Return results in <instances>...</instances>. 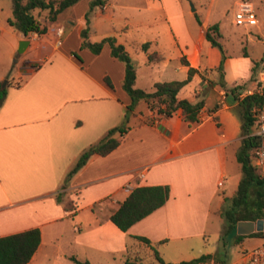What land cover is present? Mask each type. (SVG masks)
<instances>
[{
	"label": "crops",
	"instance_id": "0c3cea01",
	"mask_svg": "<svg viewBox=\"0 0 264 264\" xmlns=\"http://www.w3.org/2000/svg\"><path fill=\"white\" fill-rule=\"evenodd\" d=\"M144 1L147 9L163 10L169 22L175 16V12H168L164 0ZM168 7L173 10L171 3ZM105 11L104 16L111 18ZM37 19L44 33L31 32L28 37L9 25L7 18L0 25V40L3 33L9 39L4 52H0L1 63L13 57L20 40H29L13 64H0V82L6 79L2 86L6 95L0 106V236L38 228L40 243L29 261L37 264H59V258L65 256L73 264L72 256L92 264L89 248L100 258L115 259L121 254L125 260L131 253L142 264H156L154 249L165 262L195 258L184 259L182 255L193 249L192 242L205 237L211 215H220L225 197L234 196L242 176L236 158L242 138L237 113L242 98L238 91L256 88L260 83L244 82L249 79L246 72L229 77L234 65L225 57L226 78L224 86H219L214 73L221 51L209 42L202 51L183 49L173 29V43L179 47L176 69L181 76L185 74L175 77L176 71L168 66L170 58L153 49L157 37L146 36L137 42L135 52L149 42L142 62L150 68L153 65L151 72L160 74L158 78L147 77L148 86L154 90L156 82L185 79L187 67L181 62L185 58L196 69L190 82L195 87L193 97H201L204 102L199 111L202 120L189 123L179 111L162 117L139 100L128 113L126 130L112 135L120 140L117 147L101 156L92 146L110 128L121 124L131 101L122 88L125 65L111 56L107 43L98 54L81 48L83 26H77L74 42L67 46V26L48 27L43 18ZM59 26L63 28L60 37L55 33ZM59 38L63 39L57 43ZM88 40L93 42L89 31ZM151 52L163 56V60L148 63L147 54ZM29 63L36 67L31 69ZM135 69L134 86L146 91L136 85ZM182 89L177 94L179 99H185L180 95ZM85 152V164L67 179V173ZM138 185H167L169 196L161 207L123 232L109 217ZM68 201L76 211L73 216L64 210ZM65 219L72 226L67 251L59 250L51 263H38L36 253L45 240L55 243L63 238L59 226ZM85 221L90 229L83 231ZM135 236L146 237L150 243ZM161 247L162 255L158 250Z\"/></svg>",
	"mask_w": 264,
	"mask_h": 264
},
{
	"label": "rangeland",
	"instance_id": "374dc122",
	"mask_svg": "<svg viewBox=\"0 0 264 264\" xmlns=\"http://www.w3.org/2000/svg\"><path fill=\"white\" fill-rule=\"evenodd\" d=\"M91 1L93 0L89 2L87 0L78 1L75 6L63 10L54 21L49 19L46 10L35 9L32 12L34 15L36 14V18H43L48 27L52 24L67 26V46L74 42L77 26L87 28L89 37L93 42H98L107 36H114L125 46L135 68L138 70L136 85L145 87L146 91L153 90V87L148 86V82H146L147 77L158 78L160 74L151 72L155 68L153 65L150 68L143 64L144 51L137 50L135 52L137 42L142 41L146 36H156L157 42H155L156 45L153 49L165 58H170L168 66L176 71L175 77H184L185 74L183 73L181 76L180 71L176 69L178 62L175 58L178 55L179 47L173 43L174 31L180 37L183 49L185 47L189 49L199 48L202 51L209 43L203 34L198 19L205 26L218 24L222 36L220 43L224 58H229L234 65L229 71V77L236 73L242 75L246 72L249 79L244 82L257 80L258 83L264 85V0H164L168 12H175L171 22L166 19L163 10L158 8L147 9L144 0H105L108 3L105 9H108L107 11L103 10L101 6L90 8ZM241 1L253 5L259 20L258 25H236L233 22L236 5ZM170 3L173 10L168 7ZM104 11L110 12L112 17H105L102 13ZM44 12L47 13L45 17ZM6 18H12L11 0H0V25L5 24ZM7 36L3 33L1 37V53L6 49L3 46H7L6 43L9 40ZM62 39L59 38L58 40L61 41ZM17 49L18 44L13 57L8 61L6 59V63L0 61V64L4 63V67H8L14 63V60L19 59L21 54L18 53ZM76 53L80 57L78 52ZM214 74L217 76L216 83L219 86H224L223 81L226 78L224 70L222 72L216 70ZM5 81L6 79L1 80V87ZM242 83L243 79L241 80ZM194 89L193 83L189 82L182 89L180 95L187 100L190 99L189 101L196 102L201 97H193ZM59 227L63 233V238L55 243L47 238L45 245L36 253L35 261L38 263H51L59 250L67 251V239L72 234L70 229L72 226L70 221L65 219ZM226 227L227 222L222 216L212 214L205 237L192 242L194 244L192 245L193 249L184 252L182 255L184 259L192 256L196 258L210 251L219 254L222 261L220 264H246L245 256L264 243V234L244 235L237 242L233 235L225 234ZM82 228L83 231L89 230L90 226L85 221L82 222ZM158 250L162 255L163 247L158 248ZM87 251L92 264H105V262L124 264V256L121 254L115 256V259L111 256L100 258L94 249L89 248ZM59 261V264H73L69 262L67 256L60 257Z\"/></svg>",
	"mask_w": 264,
	"mask_h": 264
},
{
	"label": "trees",
	"instance_id": "16d2710c",
	"mask_svg": "<svg viewBox=\"0 0 264 264\" xmlns=\"http://www.w3.org/2000/svg\"><path fill=\"white\" fill-rule=\"evenodd\" d=\"M79 0H11L12 18L8 19L9 25L13 26L24 37H28L31 32L44 33L45 28L41 27L40 21L32 14L35 9L46 10L49 19L54 21L56 17L66 8L74 5ZM105 0H93L90 2V8L101 6ZM206 40L213 47H217L222 58L217 70L222 72L224 65V54L221 47V33L218 24L205 26L198 19ZM81 48H87L92 53H100L103 45L107 43L110 47V54L113 58L122 61L125 65L124 78L122 82L123 90L129 95L130 103L126 107L123 121L120 125L110 128L107 134L94 146L92 150L105 156L117 147L120 140L113 138L114 132L122 134L126 130L128 113L132 111L139 100H144L150 110L155 111L162 117L171 116L179 111L180 116L189 123L198 121V114L203 106V100L196 102L187 99H179L178 92L190 82L196 69L189 66L185 58L181 62L187 67L186 78L182 80H171L156 82L154 90L146 92L143 89L136 88L135 77L136 69L129 53L123 44L117 43L114 36H107L98 42L88 40V29L81 30ZM149 42L141 45L143 51H147ZM76 57V53H72ZM163 56L156 52L147 54L148 63H158L163 60ZM109 85L110 82L107 81ZM214 83V82H212ZM6 89L0 86V106L5 98ZM199 95H197L198 97ZM262 104V97L257 93L247 95L239 100L237 113L241 122V144L236 153L237 161L241 165L242 176L239 181L236 193L233 197L224 199V206L219 212L227 222L225 234H231L236 241H240L244 235L236 233V223L240 220H263L264 222V177H262L251 157V150L257 144L255 136H246L254 125V112L252 109ZM88 158L85 152L79 156L71 170L67 173V179L82 167ZM169 196V187L167 185L135 186L128 196L119 203L117 209L110 215V221L121 231L125 232L137 221L143 219L159 207H161ZM64 210L69 212V216L75 214L71 201L64 204ZM251 234H264L262 231ZM143 243L149 244L150 241L143 236H135ZM40 243V230L32 228L4 236H0V264H28L37 250ZM156 264H203L213 261L220 264L222 261L217 252L213 254H202L199 257L178 263L165 262L156 249L153 250ZM71 259L76 264H90L88 261L77 260L74 256ZM124 264H142L137 255L128 253Z\"/></svg>",
	"mask_w": 264,
	"mask_h": 264
},
{
	"label": "built area",
	"instance_id": "2783aa9c",
	"mask_svg": "<svg viewBox=\"0 0 264 264\" xmlns=\"http://www.w3.org/2000/svg\"><path fill=\"white\" fill-rule=\"evenodd\" d=\"M106 2L101 5V8L105 10L107 8ZM233 22L236 25H258V17L253 5L249 2L241 1L236 5L234 11ZM55 33L60 37L63 33L62 27L55 28ZM37 35V32H32ZM57 43H60L58 40ZM28 64V63H27ZM31 69L35 68V65L29 63ZM257 93L262 97V104L258 107H254V128L246 136H255L257 138V144L251 150V157L254 165L256 166L259 174L264 177V85L261 83L256 88H245L238 91V96L244 98L247 95ZM202 118L198 114V121ZM129 189V186H127ZM246 264H264V243L252 250L247 256H245ZM28 264H37L28 262Z\"/></svg>",
	"mask_w": 264,
	"mask_h": 264
},
{
	"label": "water",
	"instance_id": "95a60500",
	"mask_svg": "<svg viewBox=\"0 0 264 264\" xmlns=\"http://www.w3.org/2000/svg\"><path fill=\"white\" fill-rule=\"evenodd\" d=\"M29 40L24 39L18 42V53H23L25 48L28 46ZM6 81L4 82V84ZM264 228L263 220H240L236 223V233L239 235H248L253 232L262 231Z\"/></svg>",
	"mask_w": 264,
	"mask_h": 264
}]
</instances>
